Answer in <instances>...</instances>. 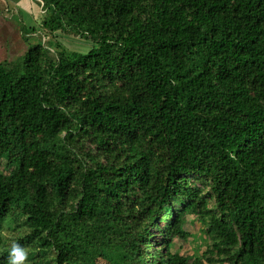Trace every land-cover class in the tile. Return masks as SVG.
<instances>
[{
  "label": "trees",
  "instance_id": "trees-1",
  "mask_svg": "<svg viewBox=\"0 0 264 264\" xmlns=\"http://www.w3.org/2000/svg\"><path fill=\"white\" fill-rule=\"evenodd\" d=\"M37 1L93 46L0 61V264H264V0Z\"/></svg>",
  "mask_w": 264,
  "mask_h": 264
},
{
  "label": "rangeland",
  "instance_id": "rangeland-1",
  "mask_svg": "<svg viewBox=\"0 0 264 264\" xmlns=\"http://www.w3.org/2000/svg\"><path fill=\"white\" fill-rule=\"evenodd\" d=\"M33 2L38 7L35 5V9L33 8L30 13L23 11L21 7L18 9L9 7L4 0H0V7L2 8L0 11L1 62L21 61L29 46L39 43L43 44L54 56L59 47L79 53H86L91 49L93 43L89 40L60 31L47 32L42 25L46 13L39 1L34 0ZM37 10L40 12L36 13ZM5 20L7 22H4ZM0 169L5 173H9L5 161H2ZM186 221L185 229L191 236L186 241L175 239L174 250L182 256H193L195 253L202 254L210 245L209 240L207 241L205 238L202 224L194 215L188 216ZM159 226L163 228L164 223L160 222ZM154 240L161 244L163 236L157 231Z\"/></svg>",
  "mask_w": 264,
  "mask_h": 264
},
{
  "label": "clouds",
  "instance_id": "clouds-1",
  "mask_svg": "<svg viewBox=\"0 0 264 264\" xmlns=\"http://www.w3.org/2000/svg\"><path fill=\"white\" fill-rule=\"evenodd\" d=\"M27 252L17 243H13L9 252V264H24Z\"/></svg>",
  "mask_w": 264,
  "mask_h": 264
},
{
  "label": "crops",
  "instance_id": "crops-1",
  "mask_svg": "<svg viewBox=\"0 0 264 264\" xmlns=\"http://www.w3.org/2000/svg\"><path fill=\"white\" fill-rule=\"evenodd\" d=\"M3 1V0H1ZM6 2V5L9 7H13L14 9H18L19 7L22 8L25 12H30L34 8L35 9V3L32 0H4ZM38 7V5H36ZM2 8L0 7V11ZM40 12L39 10L36 11V13ZM35 13V14H36ZM4 22H7L6 20Z\"/></svg>",
  "mask_w": 264,
  "mask_h": 264
}]
</instances>
